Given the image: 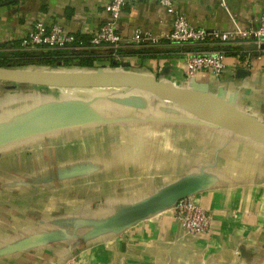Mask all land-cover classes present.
Listing matches in <instances>:
<instances>
[{"label": "crops", "instance_id": "obj_1", "mask_svg": "<svg viewBox=\"0 0 264 264\" xmlns=\"http://www.w3.org/2000/svg\"><path fill=\"white\" fill-rule=\"evenodd\" d=\"M108 2L0 0V43L9 51L36 20L89 38L108 19ZM172 3L206 30H230L231 19L241 28L253 26L264 9V0ZM171 22L156 0H140L123 7L116 31L123 39L135 29L159 35ZM220 48L233 49L225 69L219 76L198 73L194 86L264 124V41L123 44L128 54L77 43L57 48L75 66L27 67L86 70L79 60L90 56L97 67L183 87L185 53ZM246 57L248 75L240 77ZM0 95V129L30 111L37 119L34 130L0 134V264H62L70 258L78 264H264V145L137 89L0 81ZM185 176L205 178L190 197L211 216L207 235L185 232L172 208L118 232L101 229L125 207Z\"/></svg>", "mask_w": 264, "mask_h": 264}, {"label": "water", "instance_id": "obj_2", "mask_svg": "<svg viewBox=\"0 0 264 264\" xmlns=\"http://www.w3.org/2000/svg\"><path fill=\"white\" fill-rule=\"evenodd\" d=\"M249 47V46H248ZM248 47H242L243 49ZM223 50L222 48H220ZM210 50V49H208ZM240 77H247L246 69H239ZM0 81L11 86L26 84L53 88H128L142 90L152 94L155 98L170 101L197 119L218 126L224 130L242 136L251 141L264 145V124L257 119L243 113L230 102H224L217 97L197 89L194 80L186 86L178 87L153 75L132 71L111 70L97 67L92 70H63L55 68L31 67H0ZM208 104L216 112H222L223 118L214 116L201 110L200 104ZM66 105V102H63ZM58 109V105L54 110ZM30 111L24 114L22 121L11 127L0 129V134L16 133L25 130L26 126H35L36 117ZM26 120V123H23ZM34 130V127H32ZM31 129V128H30ZM204 176H185L161 188L156 193L139 200L110 218L103 221L101 229L104 231H121L130 225L151 215L172 208L182 198L191 196L204 185Z\"/></svg>", "mask_w": 264, "mask_h": 264}, {"label": "built area", "instance_id": "obj_3", "mask_svg": "<svg viewBox=\"0 0 264 264\" xmlns=\"http://www.w3.org/2000/svg\"><path fill=\"white\" fill-rule=\"evenodd\" d=\"M140 0H109L105 6L109 17L89 37L91 48H103L115 53L123 44L134 43L137 45L156 46L160 43L204 45L211 43L228 44L237 42H262L264 41V9L261 11L255 25L241 28L235 20L230 30L218 29L206 30L192 25L184 14L173 7L172 0H156L157 4L167 13L172 15L171 27L168 31L153 35L142 29H135L127 39L116 31V24L123 7L127 3ZM224 4V0H220ZM76 35L63 29L58 23L45 24L36 20L32 23L28 32L19 40V48L30 50L39 48H62L71 45ZM243 69L248 71L249 58H245ZM102 67V66H98ZM226 67V54L224 49L189 50L184 55V76L188 83L200 72H209L219 76ZM173 217L181 227L191 235H207L211 228V216L190 196L182 198L173 207ZM62 264H78L74 258H70Z\"/></svg>", "mask_w": 264, "mask_h": 264}, {"label": "trees", "instance_id": "obj_4", "mask_svg": "<svg viewBox=\"0 0 264 264\" xmlns=\"http://www.w3.org/2000/svg\"><path fill=\"white\" fill-rule=\"evenodd\" d=\"M77 43H84L89 45V38L83 35H76V39L73 41V45ZM6 44L0 43V67H27L31 64H35L36 66H54L57 62H63L64 66L72 65L71 59L61 54V50L57 48H39L25 50L19 48V42H14L12 44V48L5 49ZM233 49L229 48L228 50H224V53H230ZM118 53H125L121 51V49L117 50ZM238 51H234V55L241 56ZM74 65V64H73ZM76 65V64H75ZM74 65V66H75ZM78 67H82L83 69L92 70L97 66L94 64V58L90 56H86L85 58H80ZM17 106V104H16ZM13 105V109L16 108ZM18 108H22V104L18 105Z\"/></svg>", "mask_w": 264, "mask_h": 264}, {"label": "bare ground", "instance_id": "obj_5", "mask_svg": "<svg viewBox=\"0 0 264 264\" xmlns=\"http://www.w3.org/2000/svg\"><path fill=\"white\" fill-rule=\"evenodd\" d=\"M200 108L201 110L205 111V112H208L210 114H213L214 116H218V117H221L223 118V114L222 112H216L214 108H212L210 105L208 104H204V103H201L200 104Z\"/></svg>", "mask_w": 264, "mask_h": 264}, {"label": "rangeland", "instance_id": "obj_6", "mask_svg": "<svg viewBox=\"0 0 264 264\" xmlns=\"http://www.w3.org/2000/svg\"><path fill=\"white\" fill-rule=\"evenodd\" d=\"M26 91H28V89H27ZM0 96H1V95H0Z\"/></svg>", "mask_w": 264, "mask_h": 264}]
</instances>
